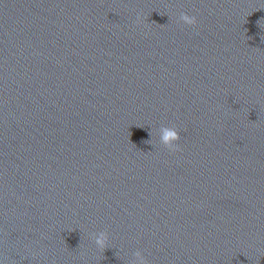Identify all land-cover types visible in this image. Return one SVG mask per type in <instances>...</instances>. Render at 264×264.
Instances as JSON below:
<instances>
[{"label": "water", "instance_id": "obj_1", "mask_svg": "<svg viewBox=\"0 0 264 264\" xmlns=\"http://www.w3.org/2000/svg\"><path fill=\"white\" fill-rule=\"evenodd\" d=\"M140 257L264 264V0H0V264Z\"/></svg>", "mask_w": 264, "mask_h": 264}, {"label": "clouds", "instance_id": "obj_2", "mask_svg": "<svg viewBox=\"0 0 264 264\" xmlns=\"http://www.w3.org/2000/svg\"><path fill=\"white\" fill-rule=\"evenodd\" d=\"M179 21L183 22L188 26H195L198 23L197 18L195 16H190L187 13H181L179 17ZM136 22L138 24L143 23L142 17H137ZM165 133L166 134L163 137V143L165 144V146L173 152L180 151L179 145L177 143L181 139L180 132L177 129H172V130L165 129ZM93 235H94L95 243L99 247V249L106 250L108 247V243H107L108 233L100 232L98 235L97 234H93ZM137 256L139 257L140 254L137 253ZM140 258H141V264H144L143 257Z\"/></svg>", "mask_w": 264, "mask_h": 264}]
</instances>
